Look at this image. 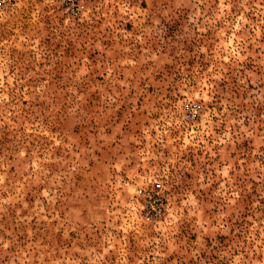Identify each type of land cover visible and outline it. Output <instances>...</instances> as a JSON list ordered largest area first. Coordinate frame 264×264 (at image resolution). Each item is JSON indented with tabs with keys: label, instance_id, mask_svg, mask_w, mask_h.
Segmentation results:
<instances>
[{
	"label": "rangeland",
	"instance_id": "374dc122",
	"mask_svg": "<svg viewBox=\"0 0 264 264\" xmlns=\"http://www.w3.org/2000/svg\"><path fill=\"white\" fill-rule=\"evenodd\" d=\"M0 264H264V0H0Z\"/></svg>",
	"mask_w": 264,
	"mask_h": 264
},
{
	"label": "built area",
	"instance_id": "2783aa9c",
	"mask_svg": "<svg viewBox=\"0 0 264 264\" xmlns=\"http://www.w3.org/2000/svg\"><path fill=\"white\" fill-rule=\"evenodd\" d=\"M195 108L196 106L193 105L192 109L194 110ZM136 194L141 195L143 199L142 209L144 216L148 217V215L151 214L153 217H159L161 211L160 206L163 200L161 184L159 182H154L148 191L138 189L136 190Z\"/></svg>",
	"mask_w": 264,
	"mask_h": 264
}]
</instances>
